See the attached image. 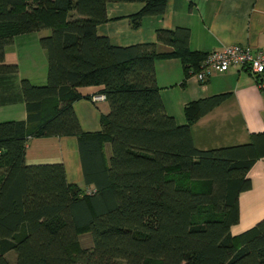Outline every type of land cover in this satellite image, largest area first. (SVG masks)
Wrapping results in <instances>:
<instances>
[{
	"label": "trees",
	"instance_id": "16d2710c",
	"mask_svg": "<svg viewBox=\"0 0 264 264\" xmlns=\"http://www.w3.org/2000/svg\"><path fill=\"white\" fill-rule=\"evenodd\" d=\"M109 1L141 2L128 15L135 28L166 5L0 0V74L17 70L4 58L15 35L49 29L39 38L45 81L20 79L26 117L0 121V264H264V217L230 230L239 220V193L251 187L247 172L264 156V130L245 142L196 147L191 125L230 91L187 101L178 122L165 110L155 61L177 57L189 77L209 51L191 48L183 25L157 27L155 41L116 44L97 32ZM254 78L260 83L264 75ZM84 85L98 88L81 93ZM97 94L108 110L99 129L83 130L73 101ZM51 135L77 136L93 189L69 181L62 162H25L29 138Z\"/></svg>",
	"mask_w": 264,
	"mask_h": 264
},
{
	"label": "crops",
	"instance_id": "0c3cea01",
	"mask_svg": "<svg viewBox=\"0 0 264 264\" xmlns=\"http://www.w3.org/2000/svg\"><path fill=\"white\" fill-rule=\"evenodd\" d=\"M141 6L138 1H109L108 19L97 25L99 34L107 35L116 44L155 41L157 27L177 25L190 29L189 45L193 49L211 51L230 43H247L264 48V0H166L161 15L143 18L138 27L130 25L128 15ZM49 29L17 34L5 47V61L15 63L13 73L0 74V121L24 119L25 102L20 79L35 83L46 78V52L39 38ZM33 49V50H32ZM156 82L165 110L178 122L185 120L183 107L189 100L209 94L230 91V94L191 125L196 147L206 149L249 140L250 133L264 130V80L257 83L244 67L231 66L199 82L193 75L186 77L177 57L155 61ZM96 85L79 86L81 93L93 94ZM73 109L83 130H97L100 114L108 110L105 99L82 97L73 101ZM105 154L110 145L105 143ZM25 162H62L67 179L89 191L86 184L76 135L31 137L26 143ZM251 187L239 193V220L230 228L233 234L252 226L264 217V156L259 157L247 172ZM11 253V252H8Z\"/></svg>",
	"mask_w": 264,
	"mask_h": 264
},
{
	"label": "built area",
	"instance_id": "2783aa9c",
	"mask_svg": "<svg viewBox=\"0 0 264 264\" xmlns=\"http://www.w3.org/2000/svg\"><path fill=\"white\" fill-rule=\"evenodd\" d=\"M231 66L244 67L252 75H264V48L252 47L247 43H230L220 49L207 53L200 70L193 74L198 81L205 80L216 72H223ZM103 94L94 95L93 99H102Z\"/></svg>",
	"mask_w": 264,
	"mask_h": 264
},
{
	"label": "rangeland",
	"instance_id": "374dc122",
	"mask_svg": "<svg viewBox=\"0 0 264 264\" xmlns=\"http://www.w3.org/2000/svg\"><path fill=\"white\" fill-rule=\"evenodd\" d=\"M80 239H81V244H83L84 246L89 245V243H90V235H89L88 232L87 233H84V234H81L80 235ZM8 256H9V258L11 260L14 259V254L13 253L12 254H9Z\"/></svg>",
	"mask_w": 264,
	"mask_h": 264
}]
</instances>
